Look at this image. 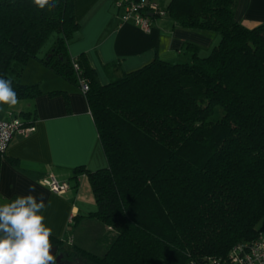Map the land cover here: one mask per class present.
<instances>
[{
    "label": "trees",
    "instance_id": "16d2710c",
    "mask_svg": "<svg viewBox=\"0 0 264 264\" xmlns=\"http://www.w3.org/2000/svg\"><path fill=\"white\" fill-rule=\"evenodd\" d=\"M52 4L39 9L33 0H0V78L12 82L17 99L41 95L38 82L9 75L13 63L20 75L36 58L77 87L85 81L107 161L75 171H85L90 183L96 209L87 217L98 223L99 236L81 246L51 235L52 246L87 264H201L261 235L264 22L239 23L238 0H169L158 8L181 27L216 33L218 44L201 56L187 43L190 62L155 59L103 84L84 54L68 51L79 29L73 0ZM155 17L161 16L152 14L151 22ZM48 94L67 98L66 91ZM21 117L32 125L35 113Z\"/></svg>",
    "mask_w": 264,
    "mask_h": 264
},
{
    "label": "crops",
    "instance_id": "0c3cea01",
    "mask_svg": "<svg viewBox=\"0 0 264 264\" xmlns=\"http://www.w3.org/2000/svg\"><path fill=\"white\" fill-rule=\"evenodd\" d=\"M121 0H73L74 18L79 29L68 44L75 57L84 54L96 71L99 81L109 82V76L134 71L155 59L172 63L190 62L192 53L187 43L199 47V55L211 52L218 44L216 33L188 29L176 24L167 14L155 17L146 32L131 24L120 22L124 8ZM165 9L169 0H149ZM235 19L246 27L264 22V0H238ZM47 51V49H45ZM116 64L105 70V66ZM21 83L38 82L43 93L34 98L17 99L15 106L0 104V119H9L22 112H34V131L15 137L5 150L0 163V202L7 203L17 195H27L29 184L36 185L34 195L44 193L43 211L46 226L52 236L66 238L74 228L71 224L90 219L96 204L85 171L107 165L103 146L79 87L31 58L21 73ZM52 90L66 91L49 95ZM9 158L16 159L14 166ZM53 175L59 181H69L70 188L62 194L52 192L41 180ZM76 175V176H75ZM88 182H86V180ZM261 235L264 236V229Z\"/></svg>",
    "mask_w": 264,
    "mask_h": 264
},
{
    "label": "clouds",
    "instance_id": "9594fccd",
    "mask_svg": "<svg viewBox=\"0 0 264 264\" xmlns=\"http://www.w3.org/2000/svg\"><path fill=\"white\" fill-rule=\"evenodd\" d=\"M39 9L54 7L52 0H33ZM17 94L12 82L0 78V104L15 106ZM36 185L29 184L27 195H17L0 204V264H56L50 237L52 229L45 224L44 193L38 196Z\"/></svg>",
    "mask_w": 264,
    "mask_h": 264
},
{
    "label": "built area",
    "instance_id": "2783aa9c",
    "mask_svg": "<svg viewBox=\"0 0 264 264\" xmlns=\"http://www.w3.org/2000/svg\"><path fill=\"white\" fill-rule=\"evenodd\" d=\"M118 6L124 8L120 22H130L148 32L151 29V15L159 16L165 13L158 5L149 0H121ZM77 69V65H74ZM79 89L83 93L87 90L85 81H79ZM34 125H24L16 116L9 119H0V152L4 153L9 143L15 137H23L34 131ZM41 182L54 193L62 194L70 188L69 181H59L53 175ZM190 264H195L191 262ZM201 264H264V236L259 235L247 243H238L232 247L224 258H211Z\"/></svg>",
    "mask_w": 264,
    "mask_h": 264
},
{
    "label": "rangeland",
    "instance_id": "374dc122",
    "mask_svg": "<svg viewBox=\"0 0 264 264\" xmlns=\"http://www.w3.org/2000/svg\"><path fill=\"white\" fill-rule=\"evenodd\" d=\"M54 41V38L51 36L43 45L39 55L40 56H45L46 52L45 49H49L51 43ZM210 52H208L207 54H202L204 56L208 55ZM12 70L9 72V75L14 78L17 79L19 81H21V74L17 75L16 72H20L21 68L17 63H13L12 65ZM25 69V66L23 68V70ZM106 167V166H105ZM86 182L87 179H85ZM73 226V227H72ZM98 223H95L94 219H88V220H82V221H78L76 225L71 224V227L74 228V232L72 230L67 232V237H69L70 242H72L73 244H79V245H85L90 243L91 238L96 239V237L99 236V227ZM93 235V237L91 236ZM66 247V246H65Z\"/></svg>",
    "mask_w": 264,
    "mask_h": 264
},
{
    "label": "water",
    "instance_id": "95a60500",
    "mask_svg": "<svg viewBox=\"0 0 264 264\" xmlns=\"http://www.w3.org/2000/svg\"><path fill=\"white\" fill-rule=\"evenodd\" d=\"M52 254L55 256L56 258V264H58V262L60 261V259L63 257V253L62 252H57V247L52 246ZM62 264H87L85 263L83 260L79 259V258H74L72 260H66L63 261Z\"/></svg>",
    "mask_w": 264,
    "mask_h": 264
},
{
    "label": "flooded vegetation",
    "instance_id": "af4514ba",
    "mask_svg": "<svg viewBox=\"0 0 264 264\" xmlns=\"http://www.w3.org/2000/svg\"><path fill=\"white\" fill-rule=\"evenodd\" d=\"M60 250L57 249V252H59ZM61 252V251H60ZM69 260L68 257H66V255L64 254L63 257L60 259V261L58 262V264H62L63 261Z\"/></svg>",
    "mask_w": 264,
    "mask_h": 264
}]
</instances>
